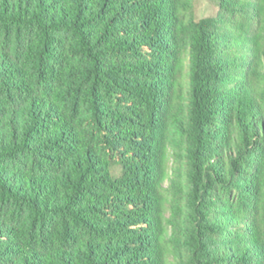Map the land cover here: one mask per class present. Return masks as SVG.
<instances>
[{
  "label": "trees",
  "instance_id": "obj_1",
  "mask_svg": "<svg viewBox=\"0 0 264 264\" xmlns=\"http://www.w3.org/2000/svg\"><path fill=\"white\" fill-rule=\"evenodd\" d=\"M0 0V264H264V0Z\"/></svg>",
  "mask_w": 264,
  "mask_h": 264
},
{
  "label": "rangeland",
  "instance_id": "obj_2",
  "mask_svg": "<svg viewBox=\"0 0 264 264\" xmlns=\"http://www.w3.org/2000/svg\"><path fill=\"white\" fill-rule=\"evenodd\" d=\"M217 10V0H196L195 2V14L197 18L213 16Z\"/></svg>",
  "mask_w": 264,
  "mask_h": 264
}]
</instances>
